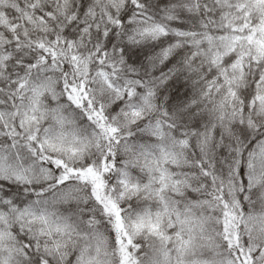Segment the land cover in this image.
<instances>
[{
	"label": "snow or ice",
	"instance_id": "6c2138e0",
	"mask_svg": "<svg viewBox=\"0 0 264 264\" xmlns=\"http://www.w3.org/2000/svg\"><path fill=\"white\" fill-rule=\"evenodd\" d=\"M0 264H264V0H0Z\"/></svg>",
	"mask_w": 264,
	"mask_h": 264
}]
</instances>
